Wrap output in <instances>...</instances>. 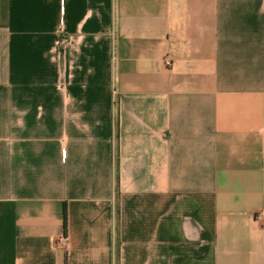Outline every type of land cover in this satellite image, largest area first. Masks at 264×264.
Masks as SVG:
<instances>
[{"label": "crops", "instance_id": "1", "mask_svg": "<svg viewBox=\"0 0 264 264\" xmlns=\"http://www.w3.org/2000/svg\"><path fill=\"white\" fill-rule=\"evenodd\" d=\"M0 264H264V0H0Z\"/></svg>", "mask_w": 264, "mask_h": 264}, {"label": "built area", "instance_id": "2", "mask_svg": "<svg viewBox=\"0 0 264 264\" xmlns=\"http://www.w3.org/2000/svg\"><path fill=\"white\" fill-rule=\"evenodd\" d=\"M166 64H169V62H167Z\"/></svg>", "mask_w": 264, "mask_h": 264}]
</instances>
